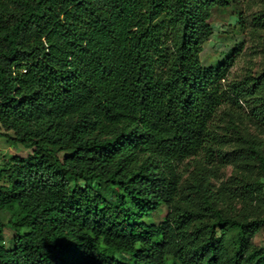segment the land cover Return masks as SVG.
<instances>
[{
  "label": "trees",
  "instance_id": "1",
  "mask_svg": "<svg viewBox=\"0 0 264 264\" xmlns=\"http://www.w3.org/2000/svg\"><path fill=\"white\" fill-rule=\"evenodd\" d=\"M241 3L0 0V127L32 150L0 165V264H264V220L225 216L199 167L264 88V70L252 90L229 81L242 44L201 62L212 10ZM253 115L264 123V95ZM238 137L264 172V142ZM188 161L196 205L148 224L173 209Z\"/></svg>",
  "mask_w": 264,
  "mask_h": 264
},
{
  "label": "rangeland",
  "instance_id": "2",
  "mask_svg": "<svg viewBox=\"0 0 264 264\" xmlns=\"http://www.w3.org/2000/svg\"><path fill=\"white\" fill-rule=\"evenodd\" d=\"M264 13V0H242L239 8H215L209 21L213 35L204 45L201 62L205 67H211L221 61L225 55L237 45L244 49L229 75L230 82L246 79L245 88L252 90V79L258 77L264 70V28L255 25L254 19ZM256 95H249L243 100L242 117L236 118L232 125H228L225 135L228 143L222 149L220 156L211 167L200 165L206 169L207 180L213 190L215 206L222 210L227 217L238 219L264 220V172L258 168L257 162L245 159L239 149L246 146L238 136H251L259 142H264V123L256 119L253 110L258 100L264 95V88ZM227 123V122H226ZM226 125V124H225ZM7 134V135H6ZM0 127V165L12 157L27 158L32 150L20 144L13 143ZM186 173L181 185L180 197L173 205V209L163 206L145 221L148 224H160L165 220L168 212L175 208H186L196 205L194 196H190V184L195 177L194 163L186 162ZM254 183L262 184V193L255 190ZM247 185L253 186L249 189ZM104 196L113 198L109 190ZM11 215L0 211V221L8 223ZM6 247L13 248L14 232L9 228L4 231ZM256 247L264 246V227L254 240Z\"/></svg>",
  "mask_w": 264,
  "mask_h": 264
}]
</instances>
